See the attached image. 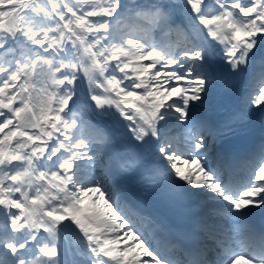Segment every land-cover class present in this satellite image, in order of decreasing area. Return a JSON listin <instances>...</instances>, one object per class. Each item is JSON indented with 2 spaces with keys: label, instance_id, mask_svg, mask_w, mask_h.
<instances>
[{
  "label": "snow or ice",
  "instance_id": "6c2138e0",
  "mask_svg": "<svg viewBox=\"0 0 264 264\" xmlns=\"http://www.w3.org/2000/svg\"><path fill=\"white\" fill-rule=\"evenodd\" d=\"M0 264H264V0H0Z\"/></svg>",
  "mask_w": 264,
  "mask_h": 264
},
{
  "label": "bare ground",
  "instance_id": "6f19581e",
  "mask_svg": "<svg viewBox=\"0 0 264 264\" xmlns=\"http://www.w3.org/2000/svg\"><path fill=\"white\" fill-rule=\"evenodd\" d=\"M238 85V90L236 91L235 94L233 93H223L220 91H215L213 92L212 96L214 98H219L221 100L220 102V109L223 111V113H229L231 110H233V107L236 108L239 103H240V97L244 95L247 91L248 88V81L247 79H243L241 81H237ZM212 102L209 101L207 102L208 107L210 108Z\"/></svg>",
  "mask_w": 264,
  "mask_h": 264
}]
</instances>
